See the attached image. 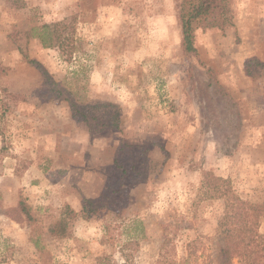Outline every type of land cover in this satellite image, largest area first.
<instances>
[{"label": "rangeland", "instance_id": "1", "mask_svg": "<svg viewBox=\"0 0 264 264\" xmlns=\"http://www.w3.org/2000/svg\"><path fill=\"white\" fill-rule=\"evenodd\" d=\"M197 1L0 0V264L178 263L224 210L203 172L264 207V0H220L186 52Z\"/></svg>", "mask_w": 264, "mask_h": 264}, {"label": "trees", "instance_id": "2", "mask_svg": "<svg viewBox=\"0 0 264 264\" xmlns=\"http://www.w3.org/2000/svg\"><path fill=\"white\" fill-rule=\"evenodd\" d=\"M219 3L220 0H198L191 6L188 17H182V46L186 52L195 50L191 21L221 10ZM36 37L44 48H59L63 41L56 24H43ZM6 71L7 67L0 65V73ZM10 96L15 97L13 94ZM201 187L216 195L212 197L223 199L224 210L217 219L215 232L212 236H199L187 241L186 252L178 263L168 264H199L197 249L202 250L204 247L209 252L206 259H203V264H232L234 258L237 260L236 264H264V233L259 232L264 214L263 205L241 198L231 189L227 179L209 172H203ZM6 213L16 221H30L33 217L22 201L9 208ZM75 217L76 212L65 206L59 221L49 226V233L58 237L67 236L70 233L69 223Z\"/></svg>", "mask_w": 264, "mask_h": 264}]
</instances>
